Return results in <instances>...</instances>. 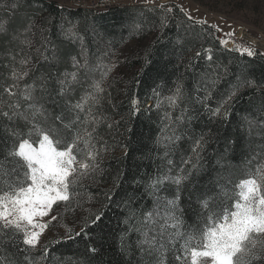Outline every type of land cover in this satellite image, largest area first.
Masks as SVG:
<instances>
[{
	"label": "snow or ice",
	"instance_id": "1",
	"mask_svg": "<svg viewBox=\"0 0 264 264\" xmlns=\"http://www.w3.org/2000/svg\"><path fill=\"white\" fill-rule=\"evenodd\" d=\"M176 7L184 21L175 25L176 39L168 41L171 53L179 57L170 74L175 79L164 95L167 67L174 63L168 58L163 62L164 72L157 76L164 83L153 82L151 97L157 111L165 109L153 142L158 149L163 148L160 159L168 170L157 168L155 174L142 177L144 192L153 201L151 210L137 212L128 200L119 254L126 257L124 264H133V258L134 264H264V143L252 152L253 130L264 141V81L233 72L229 65L214 59L211 48L196 51L185 63L186 38L198 37L196 25L203 29L207 21L194 18L182 5ZM158 8V27L163 33L173 27L175 13L173 7L163 4ZM42 12L43 0H0V264H49L56 244L88 236L87 229L98 225L103 212H89L79 231L67 228L62 238L43 242L53 222L61 219L53 214L56 208L63 206L65 212L73 214L84 208L77 189L85 187L86 179L103 175L101 161L112 145L102 132L105 127L109 133L119 127L104 107L110 101V74L117 66L116 62H103L111 53H101L93 60L84 34L70 19L61 18L57 39L53 40L56 25L42 15L38 21L37 13ZM208 27L217 33L223 31L218 24ZM91 31L96 33L94 25ZM142 31V24L134 22L130 35L135 37ZM224 36L227 39L217 37L222 48L240 56L264 57L255 47L237 43L235 30ZM247 39L244 34L239 37L242 42ZM229 43L233 44L230 49ZM77 44L76 54L66 47ZM145 57L146 63H152L150 52L146 51ZM200 61L205 66L196 73ZM181 64L184 73H179ZM62 65L64 71L60 70ZM190 71L195 76L194 91L187 90L184 81ZM246 96V114L238 123L240 136L248 144L246 178L233 182L230 175L218 176L197 196L198 221L187 224L180 207L183 190L205 166L215 125L230 123ZM130 103L132 114L139 112L135 95ZM176 110L179 115H175ZM205 118L207 131L199 135L190 131L193 121ZM185 137L191 141L190 150L177 166L170 156ZM222 161L220 155L216 163L221 171L227 167ZM171 185L175 186L174 195H161ZM106 198L111 202L110 195ZM35 252L39 255L34 256ZM99 254L93 243L79 257L63 256L60 264H93Z\"/></svg>",
	"mask_w": 264,
	"mask_h": 264
},
{
	"label": "trees",
	"instance_id": "2",
	"mask_svg": "<svg viewBox=\"0 0 264 264\" xmlns=\"http://www.w3.org/2000/svg\"><path fill=\"white\" fill-rule=\"evenodd\" d=\"M164 5L173 7L175 16L171 20L173 27L163 33L158 27V6H116L94 12L81 8H61L53 0H43V12L42 14L37 13L38 21L42 15L48 17L56 25L53 29L54 34L51 36L53 40L57 39L56 34L59 31L58 26L61 23V18L64 21L70 19L73 23H77L81 33L84 34L86 46L90 50L93 60L101 53H111L103 62L107 64L117 63L110 74V101L106 102L104 107L107 109V114L119 124V127L111 133L105 127L102 132V135H105V138L112 145L110 150L103 155L101 161V167L104 170L103 175L97 176L95 180L86 179L83 181L85 187L77 189L85 201L83 209H77L75 214L65 212L63 206L54 210L55 214L60 215L61 219L58 222L65 232L67 228H72L74 232L79 231L83 218L89 212L93 215L103 212L104 215L97 226L87 229L91 239L88 236H81L74 240L56 244L51 249L49 264H60L61 258L68 254L79 257L85 253L86 246L93 243L100 249V254L93 264H124L126 257L119 254L118 243L120 230L124 227L125 206L128 200H132L137 212L141 210L147 212L153 207L152 198L144 192L142 187V177H145L146 174H155L157 168H161L162 172H167L168 169L166 166L162 167L160 159L163 155V148L158 149L153 142L161 127L160 120L165 109L161 108L157 111L153 107L152 89L155 84L164 83L157 79V76L164 72L163 62L171 58L174 63L167 67L168 84L163 88L164 95H168V87L171 85V81L175 79L170 74L179 60L177 55L171 53L172 45L168 44V41L176 39L177 29L175 25L184 21L183 14L176 7V4L167 3ZM35 7H40V5H35ZM149 9H155V11H149ZM134 22L142 24L143 27V31L135 37L130 35L131 26ZM93 25L96 27L95 34L91 31ZM185 26L187 27V25ZM208 26L205 24L202 29L200 25H196L195 31L199 36L193 38L190 35L186 38L185 63H187V58L194 56L196 51L211 48L214 59L229 65L233 72L254 76L258 82L264 81V57L260 55L255 57L240 56L237 52L223 49L217 39V37L220 38V34ZM181 35H183V31H181ZM35 41L37 45L40 44L39 33H37ZM126 41L132 44L133 49L126 58L123 57L124 60L121 57L118 59L116 54ZM149 45L152 47L148 48ZM162 45H167V47H162ZM66 47L73 54L79 52L78 44L75 46L66 45ZM146 51L151 53L152 63L150 64L146 63ZM204 66V61H200L195 72L200 73ZM67 68L69 71L72 70L70 62L67 63ZM60 70H65L63 65ZM184 72V66L181 64L179 73ZM194 80L195 76L191 71L184 76L187 90L194 91ZM79 95L81 93L77 91L76 96L79 97ZM134 95L140 102L139 112L136 114H132L130 103ZM247 99L246 96L245 101L237 105L236 111L230 117V123L215 125L213 139L205 153V166L199 174L193 176L192 182L187 184L186 189L183 190L180 207L184 210V219L187 224H195L198 221L200 209L197 196L212 186L218 176L230 175L233 182L246 178L249 157L248 144L240 136L238 123L246 114ZM179 114V110H176L175 115ZM206 123V118L193 121L190 131L199 135L202 130H208L205 127ZM233 140L237 142L235 144L230 143ZM260 143H264V141L259 140L255 130H253L252 152L257 150V145ZM190 144L191 141L185 137L170 156L177 166L181 157L186 156L190 150ZM220 155L223 156L222 162L227 166L223 171L216 163ZM173 174H175V169ZM169 188L168 192H161V195H167L171 198L175 193V186L171 185ZM231 189L232 185H229L228 190ZM217 191L219 190L217 189ZM189 192L192 193L191 200H189ZM109 195L112 197L111 202L106 198ZM219 199L224 200L225 197L220 196ZM132 239H136L135 234H133ZM33 255L38 256L39 253L35 252ZM167 259L171 262L172 256L169 255ZM134 260L135 258H133V264Z\"/></svg>",
	"mask_w": 264,
	"mask_h": 264
},
{
	"label": "rangeland",
	"instance_id": "3",
	"mask_svg": "<svg viewBox=\"0 0 264 264\" xmlns=\"http://www.w3.org/2000/svg\"><path fill=\"white\" fill-rule=\"evenodd\" d=\"M63 7L81 8L97 12L116 6H159L161 4L174 3L182 5L194 18L206 20L208 25L218 24L223 31L220 38L227 39L224 33L235 30L237 43H244L255 47L256 51L264 52L258 45L264 44V0H53ZM231 26V27H229ZM243 26V33L241 27ZM241 34L247 35L246 41H240ZM128 41L123 43L116 57L123 59L130 54L133 47ZM132 47V48H131ZM233 47L232 43L227 46ZM224 49V48H223ZM129 52V53H128ZM124 60V59H123ZM55 214V212H53ZM59 222H53L51 230L43 237L46 244L50 240L62 238L65 230Z\"/></svg>",
	"mask_w": 264,
	"mask_h": 264
},
{
	"label": "bare ground",
	"instance_id": "4",
	"mask_svg": "<svg viewBox=\"0 0 264 264\" xmlns=\"http://www.w3.org/2000/svg\"><path fill=\"white\" fill-rule=\"evenodd\" d=\"M258 45H260V46L264 49V44H259V43H258Z\"/></svg>",
	"mask_w": 264,
	"mask_h": 264
}]
</instances>
